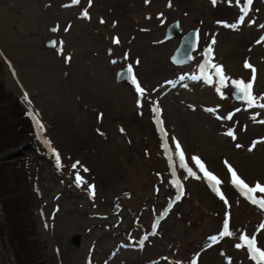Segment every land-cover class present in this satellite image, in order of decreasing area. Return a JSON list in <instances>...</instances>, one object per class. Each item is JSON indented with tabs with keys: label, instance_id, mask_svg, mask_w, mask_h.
Instances as JSON below:
<instances>
[{
	"label": "rangeland",
	"instance_id": "rangeland-1",
	"mask_svg": "<svg viewBox=\"0 0 264 264\" xmlns=\"http://www.w3.org/2000/svg\"><path fill=\"white\" fill-rule=\"evenodd\" d=\"M244 6L245 0H0V79L44 126L41 138L28 115L30 137L0 154V164H10L20 157L9 152L32 144L24 160L38 264H264L241 240L257 234L264 249V209L231 183L228 167L249 186H264V109L232 95L231 81L242 79L252 82L254 96H264V0H253L239 23ZM175 18L184 31L198 29L188 64L170 59L179 38L163 39ZM212 37L213 56L206 57ZM206 58L229 78L223 95L215 69L211 85L181 80L200 75ZM126 66L131 82L117 81ZM165 134L172 154L164 150ZM174 140L201 179L179 167ZM193 157L222 181L219 191ZM124 192L115 212L114 197ZM3 197L0 183V218ZM225 227L231 236L221 235ZM209 235L218 240L204 245ZM9 247L0 240V264H10Z\"/></svg>",
	"mask_w": 264,
	"mask_h": 264
},
{
	"label": "trees",
	"instance_id": "trees-1",
	"mask_svg": "<svg viewBox=\"0 0 264 264\" xmlns=\"http://www.w3.org/2000/svg\"><path fill=\"white\" fill-rule=\"evenodd\" d=\"M32 124L19 96L7 90L0 79V154L18 146L32 134ZM24 156L10 164H0V183L3 190V215L0 218V240L3 238L10 264H38L40 240L34 234L32 209L28 201L27 181L30 167ZM23 193V194H21ZM4 234V235H3Z\"/></svg>",
	"mask_w": 264,
	"mask_h": 264
},
{
	"label": "snow or ice",
	"instance_id": "snow-or-ice-1",
	"mask_svg": "<svg viewBox=\"0 0 264 264\" xmlns=\"http://www.w3.org/2000/svg\"><path fill=\"white\" fill-rule=\"evenodd\" d=\"M73 3H79V0H73ZM212 3H213V5H215L217 3V0H212ZM237 3H239V0H237ZM252 4H253V0H245V6L242 8L243 14L239 18V23H243L244 17L248 15V12L250 11ZM169 6H171V5L169 4ZM82 15L87 18L88 17L87 10H85L82 13ZM103 22L104 21L101 20V23H103ZM254 22L255 21H252V23H254ZM229 27H236V25H229ZM261 27H264V25H261ZM65 30L67 31V29H65ZM115 42L119 43L118 37L115 38ZM215 42H216L215 38L212 37L210 39L209 46L205 50V56L206 57H212L213 56L212 45H214ZM53 43H55V42H53ZM61 51H62V48H61ZM138 62L139 61H137V63ZM245 66L248 68H252V71H253V78L252 79L254 80L255 79V69L253 68V66L251 64H248L247 62L245 64ZM199 69H200V75L192 74L190 77L182 76L181 80L187 79V78H190L192 80H198V81L203 80L205 83L211 85V84H213V79H212V76L210 75V71L212 69H215V72L212 73V75H215L218 78V80H217L218 86L216 88V91L218 93H220L221 95H223L221 89L223 87L227 86V81L229 80V78L223 72V66L217 65L212 61V59L206 58L204 60V62L199 66ZM129 71H131V66H129ZM231 83L234 86L233 95L237 99L245 101L248 108L259 107L261 109H264V103H258V101H264V96L256 97L253 95V93H252L253 84L251 81L245 82L242 79L241 80L233 79L231 81ZM137 89L140 92L141 96H143L145 90L143 88H141L138 84H137ZM24 99H25V101H27L29 103V106L31 107V101L28 100L27 93L24 94ZM153 110L158 112L159 108L155 107ZM209 111H213V110L209 109ZM237 111H239V109H237ZM27 114L30 116H33V118L36 122V125H37L38 135H40L41 138H43L44 126H43L42 122L38 119V113L34 114L32 111H29ZM233 115H234V113L229 114L226 117V119H232ZM260 122L264 123V121H260ZM121 131H123V129H121ZM228 135L233 136V138H235L234 133L231 131L228 133ZM44 142L49 147L51 146L50 140L45 139ZM174 144H175V149H176L175 155L178 158L179 167L186 169L188 175L193 176L196 179H201V177L198 176L196 174V172H194L192 170V168L188 167V165L185 163V154H184L183 150L181 149L180 143L178 141L174 140ZM254 146H255V143L253 144L252 147H254ZM237 147H240V145L238 144ZM164 150L167 153H171V151H172V149L167 144L166 134H165ZM53 152L56 153V150L53 149ZM56 159L59 162V154L58 153H56ZM172 159H173L172 155H169L170 167L172 168L173 174H175L176 164L171 163ZM192 159L195 161V163H196L197 167L200 169V171L203 172V174H204L203 178H205L214 187V189L216 191H219V188L216 186L220 185L222 183V181L214 173L209 171L207 169L206 165L203 162H201L199 160V158L193 157ZM78 163L79 162H76V164H73L72 167L75 169ZM228 167L231 171V176H232L231 183L233 185H235L238 188V190L241 192V194L244 195L252 204H257V205H259L260 208L264 209V198H257L254 195L257 192L264 193V186H262L259 182H257L254 187L249 186V184L246 183L245 180L242 179L234 169H231V165H228ZM84 171H87V169H84ZM76 182L78 184L83 182V178L79 175V173L76 174ZM176 186L178 189V194H177L176 199L178 200L183 195V184L177 183ZM89 187H90V189H94V186H89ZM222 198H224V197L222 196ZM157 224H158V221H157ZM262 227H264V225H262ZM221 235L222 236L223 235L231 236L232 233L228 232L227 227H225V231ZM256 235L257 234H253V236L251 238H249L247 235H242L241 240H242V242H246L248 250L251 253L253 259L264 260V249L257 246ZM147 238H148L147 236L144 237V239H147ZM142 246H143V243L141 242V247ZM235 246L237 248H240V247L244 246V244L243 243L236 244Z\"/></svg>",
	"mask_w": 264,
	"mask_h": 264
},
{
	"label": "water",
	"instance_id": "water-1",
	"mask_svg": "<svg viewBox=\"0 0 264 264\" xmlns=\"http://www.w3.org/2000/svg\"><path fill=\"white\" fill-rule=\"evenodd\" d=\"M173 37H178L179 38V42L177 47L175 48V50L173 51L170 59L173 63L175 64H179V65H183V64H188L193 60V49L196 46L197 40H198V29L196 27H191L188 28L187 30H183V27L180 24V20L179 18H175L171 21H169L165 28H164V34H163V39H169V38H173ZM54 41L53 39L48 41V44H52ZM132 74V68L131 71H129V66H126L122 69H119L116 72V80L117 81H126V83H130L131 79H130V75ZM234 89L232 90V95H233ZM233 97L235 99H237L234 95ZM239 100V99H237ZM32 145L31 143L28 144H23L20 146V148H18L17 151H13V152H9L8 156L10 158L12 157H22L24 156V154L26 153L25 150ZM33 147V146H32ZM34 150V147H33ZM35 151V150H34ZM128 192H124L121 195H117L114 197L113 200V205H114V211L116 212L120 205L118 204V202L122 199V196H127ZM1 233V237H2V232ZM218 240V236L217 235H209L207 236L204 241L203 244H210V243H214ZM1 241L3 242V238H1ZM72 241H74L76 244H78L79 242V235H75L72 238ZM4 245V242H3ZM4 249H5V245H4ZM153 261H150V264H152Z\"/></svg>",
	"mask_w": 264,
	"mask_h": 264
},
{
	"label": "bare ground",
	"instance_id": "bare-ground-1",
	"mask_svg": "<svg viewBox=\"0 0 264 264\" xmlns=\"http://www.w3.org/2000/svg\"><path fill=\"white\" fill-rule=\"evenodd\" d=\"M250 10H251V8H250ZM170 154H172V153H170ZM174 161H176L175 159H174ZM170 162V161H169ZM173 162V161H172ZM177 162V161H176ZM176 164V163H175ZM176 168H177V166H176ZM171 169V168H170ZM177 170V169H176ZM177 173V172H176ZM175 173V174H176ZM182 182V181H181ZM178 190V189H177ZM4 235V234H3ZM8 251V250H7Z\"/></svg>",
	"mask_w": 264,
	"mask_h": 264
}]
</instances>
